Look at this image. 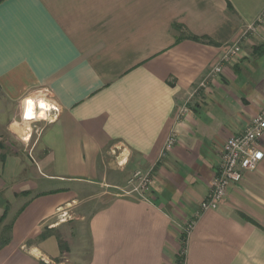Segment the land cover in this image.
Returning a JSON list of instances; mask_svg holds the SVG:
<instances>
[{
    "label": "crops",
    "instance_id": "crops-1",
    "mask_svg": "<svg viewBox=\"0 0 264 264\" xmlns=\"http://www.w3.org/2000/svg\"><path fill=\"white\" fill-rule=\"evenodd\" d=\"M263 8L264 0H0V217L7 212L2 225L11 226L0 264H264V134L256 170L180 242L223 143L264 109V28L176 120L221 48ZM30 99L57 115L24 121ZM172 133L177 142L162 155ZM136 170L150 171L148 202L119 190Z\"/></svg>",
    "mask_w": 264,
    "mask_h": 264
},
{
    "label": "built area",
    "instance_id": "built-area-1",
    "mask_svg": "<svg viewBox=\"0 0 264 264\" xmlns=\"http://www.w3.org/2000/svg\"><path fill=\"white\" fill-rule=\"evenodd\" d=\"M258 28H264V8L255 17V19L247 23L238 38L224 45L215 63L209 67L205 75L196 83L189 94L187 101L178 108L176 112V120L180 121L189 112L188 103L191 99L199 96L207 89L208 84L222 74L223 69L227 65L236 63L242 54V42L249 35H255ZM27 101V100H26ZM25 101V102H26ZM58 113V108L52 113H49L48 118L45 119H27L25 117V107L23 110V119L28 123L35 124L37 121L50 123L52 118ZM38 131L35 130V133ZM264 134V109L260 111L251 122L244 128V130L234 136L225 140L217 157L216 174L209 185V193L207 197L199 204L198 210L194 217L187 222L183 227L182 238H180L181 245L184 246L186 237L192 230L195 219L202 213L208 210H215L222 203L226 196L228 189L240 182L244 172H252L256 170L260 159L261 151L259 149L260 137ZM177 139L175 133H172L164 146L165 152L171 150L176 144ZM152 177L150 171L136 170L126 181V188L119 189L123 195H135L141 201L148 202L151 193ZM180 255H184L182 249Z\"/></svg>",
    "mask_w": 264,
    "mask_h": 264
},
{
    "label": "rangeland",
    "instance_id": "rangeland-1",
    "mask_svg": "<svg viewBox=\"0 0 264 264\" xmlns=\"http://www.w3.org/2000/svg\"><path fill=\"white\" fill-rule=\"evenodd\" d=\"M31 100V99H30ZM28 101V100H27ZM27 105V104H26ZM32 108H34V106H33V103H32ZM26 109H27V106H26ZM26 109H25V112H26ZM38 119L37 118V116H36V113H32L31 114V117H29V118H27V119H29V120H31V119ZM47 118H48V116H47ZM41 119V118H40ZM49 119V118H48ZM46 120V119H45ZM41 123H43V122H41ZM45 123V122H44ZM25 124V123H24ZM40 126L41 125H39L38 124V128H40ZM42 127V126H41ZM22 136L24 135V130L23 131H21V133H20ZM26 134H27V132H26ZM37 133H33V138L35 137V135H36ZM0 145H2L1 143H0ZM3 147V146H2ZM4 148V147H3ZM19 148H20V146H19ZM6 152H9V149H6ZM10 221V220H9ZM9 221H7V223L9 222ZM72 230L70 229L69 231H68V234L70 235V236H73L72 235V232H71ZM5 234V230H4V226L1 224L0 225V237H2L3 235ZM59 235H61V240H60V245L62 246V245H64L63 243H67L68 242V239L66 238V235H65V233H62L61 232V234H59ZM69 235H68V237H69ZM71 241V240H70ZM75 241V240H74ZM65 243V244H66ZM63 248V247H62ZM64 249V248H63ZM63 257V256H62ZM59 258V259H57V262H59V263H55V262H49V261H45L44 263L42 262V261H39L37 264H71L70 263V260L69 259H67V258H65L66 256H64L63 258Z\"/></svg>",
    "mask_w": 264,
    "mask_h": 264
},
{
    "label": "trees",
    "instance_id": "trees-1",
    "mask_svg": "<svg viewBox=\"0 0 264 264\" xmlns=\"http://www.w3.org/2000/svg\"><path fill=\"white\" fill-rule=\"evenodd\" d=\"M189 39L196 41V42H202L203 41L202 39L196 38V37H190ZM6 216H7V212H4L3 215L0 217V224H2L4 222ZM10 229H11V226H7L4 229L5 234L2 237H0V248H2L3 246L8 244V242H9L8 234H9Z\"/></svg>",
    "mask_w": 264,
    "mask_h": 264
},
{
    "label": "bare ground",
    "instance_id": "bare-ground-1",
    "mask_svg": "<svg viewBox=\"0 0 264 264\" xmlns=\"http://www.w3.org/2000/svg\"><path fill=\"white\" fill-rule=\"evenodd\" d=\"M41 96H39L40 98ZM37 98V97H36ZM44 99V98H43ZM32 103H33V106H34V109H35V113L37 115V118H41V119H45L44 117H47L49 115V113H52V111L55 110V106H52L50 104H47L46 102H44L46 105H48V109L46 111H44V116L41 117L40 116V113H41V109L39 107V101H41V99H39V101H36L35 99H31ZM50 102V101H49Z\"/></svg>",
    "mask_w": 264,
    "mask_h": 264
},
{
    "label": "clouds",
    "instance_id": "clouds-1",
    "mask_svg": "<svg viewBox=\"0 0 264 264\" xmlns=\"http://www.w3.org/2000/svg\"><path fill=\"white\" fill-rule=\"evenodd\" d=\"M26 104H27V109H26V112H25V117L26 118H29L31 117V114H32V101L31 100H28L26 101ZM39 107L40 109L42 110L41 113H40V116L43 117L44 116V111H46L48 109V105H46L42 100L39 101Z\"/></svg>",
    "mask_w": 264,
    "mask_h": 264
}]
</instances>
